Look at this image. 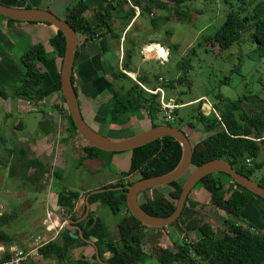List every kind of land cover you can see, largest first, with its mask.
I'll use <instances>...</instances> for the list:
<instances>
[{
	"label": "trees",
	"instance_id": "1",
	"mask_svg": "<svg viewBox=\"0 0 264 264\" xmlns=\"http://www.w3.org/2000/svg\"><path fill=\"white\" fill-rule=\"evenodd\" d=\"M189 1L193 0H131L130 7H128L126 2L118 3L116 0H75L72 6L66 7L63 17L59 18L65 20L76 35L83 37V42L91 41L104 32L113 38H119L120 33H117L109 24L111 13H114L120 19V24L127 25L129 20H133V18L135 20L139 15L149 14L153 9H164L168 3L176 7L174 14L177 16L180 13L177 7ZM237 1L242 3L240 0ZM253 1L255 0H251V2ZM255 4L250 3L239 10L237 8L234 10L229 9L221 25L213 32L212 38L222 40L224 46H230L239 42L242 34L249 31L250 42L253 43V56L259 59L264 58V0H259L258 4ZM89 8L93 10L94 22H91L84 15V12ZM135 8L137 9L136 15ZM165 19L166 17L162 18V21ZM0 20H5L7 23L18 22L1 15ZM149 22L153 25L157 24L154 18H149ZM43 23L50 26L46 22ZM130 26L131 22L123 33V39ZM53 29L55 33L48 38L47 42L54 54L61 59L64 39L60 32L55 28ZM150 43L155 42L149 41L148 44ZM131 50H133V46L129 45L127 50L129 53L128 59L131 56ZM46 59L47 53L42 43L29 44L18 56L22 74L15 80L10 94L5 92L0 84V98L10 97L33 101L37 90L44 82L45 74L41 71L40 64ZM128 59L126 61L121 58L119 68L107 67L110 82L103 81L100 88L109 95L108 119H106L109 123L121 125L134 116L137 119L142 118L141 111L144 110L150 123L149 127L160 124L154 122L158 112L159 93L145 91L127 76L126 72H133L128 69ZM57 81V90L60 92L59 79ZM136 81L144 85L145 77L138 76ZM115 83H117V86H115ZM168 85L171 86V82L166 84V86ZM163 86H165V83L162 84ZM154 89L155 87L150 90ZM220 97L218 95L219 100H221ZM60 100L59 103L53 104V108L66 119L68 134L71 137L77 136L83 142L81 147L84 153L83 157L94 159L98 152L113 153L95 148L85 142L78 135L70 120L61 93ZM194 100L172 103L175 105L170 111L172 120L163 123L177 128H180L186 122H189L193 128L196 124L200 127L202 133H205V136L191 143V139H189L191 162L187 171L181 177L165 185L152 187L137 194L136 201L139 207L150 215L167 216L170 214L187 174L195 166L206 160L223 158L238 173L249 178H251L250 174L253 169L259 168L264 163V118L260 114H246L245 109L240 106L241 99L237 98L235 100H225V102L221 101L222 103L218 106H211L213 110L206 114L200 112L199 106L202 100L198 99L196 102L190 103H196V106L190 109L186 119L179 116V107L181 106L178 105ZM42 113L45 114L43 111ZM54 125L51 117H47L38 122V129L41 133L48 134L53 130ZM3 142L4 139L0 136V143ZM261 148H263V157L258 161L257 158ZM129 151V165L125 171H120V180L104 184L99 187L104 188V190L90 193L87 196L89 203L96 202L106 207L113 215H118L119 211L122 208L124 209V213L118 217L116 222L119 239L117 241H106V227L98 217L95 218L94 222L92 218H88L84 224L79 226L81 234L88 233L95 239L94 244L98 249L110 253L106 264H139L147 257L141 248V229L146 228V226L142 225L127 211L125 190L115 189V187L123 185L121 178L136 175L134 179L126 182V184H130L137 179L164 174L176 166L181 156L179 144L168 136L155 139ZM18 153L17 159L21 162L23 169L25 170L28 167L33 169L29 176H25L23 170V174H21L23 178L31 183H36L42 174L48 173V168L40 160L33 156L25 157V149L19 148ZM245 159L250 160L249 165L246 164ZM220 174L214 172L203 176L197 181L196 185L201 186L207 192L211 205L222 210L226 216L242 220V212L246 207V203L254 195L235 182L227 184V180L231 179L222 173L228 177L226 184H224L221 182ZM259 184L264 186V182ZM165 189L166 193H164ZM147 192H150V195ZM78 195L79 192L76 190L62 189L57 192L55 203L58 207L69 211L72 209L73 202ZM186 200L189 201L188 197ZM189 205L188 207L184 205L177 217L178 223L183 229V236L179 239L183 238L187 231L196 230L198 232L196 240L192 242L185 241L181 244L177 243L174 251L163 248L156 254L159 264H264V228L254 226L247 219L246 224L250 227L254 226L256 232L249 231L237 221H230L225 217L223 219L224 229L220 235H217L207 222H202L196 227L193 225L190 221L192 210ZM0 219L1 221L6 220L4 216H0ZM60 238L63 242L62 247H57L51 241H47L38 248L39 253L43 256L53 254L55 257H60L67 247L79 240V234L76 229L63 228L60 232ZM0 241L5 246L12 243L10 237L2 230H0Z\"/></svg>",
	"mask_w": 264,
	"mask_h": 264
},
{
	"label": "rangeland",
	"instance_id": "2",
	"mask_svg": "<svg viewBox=\"0 0 264 264\" xmlns=\"http://www.w3.org/2000/svg\"><path fill=\"white\" fill-rule=\"evenodd\" d=\"M116 1L118 3L126 2L128 7L131 4V0ZM240 1L242 3L237 0H193L177 7V10L180 11L177 16L174 14L176 7L168 3L164 9H153L151 13L139 15L135 20L133 18L134 21L131 20V26L125 34L123 50L119 58L127 61L129 54L127 50L129 45H132L133 50H131V56L128 59V69L136 71V73L134 75L127 73V76L131 80H136L138 76L145 75L144 85L142 86L147 92H151L150 89L153 86L160 87L161 92L157 91L159 97L155 123H163L158 119V116L161 115L163 110L171 111L174 106L172 103L195 99L186 104L181 103V105H178L181 106L179 107V116L186 119L190 109L196 106V103H190L196 102L199 98L202 99L199 109L203 114H206L212 108L211 106H218L225 100L240 98V106L245 109L246 114L258 113L264 118V58L258 59L253 56V43L250 42V32L243 33L239 42L230 46H224L222 40L212 38L213 32L221 25L229 9L234 10L237 8L239 10L250 3L258 4L259 2V0L253 2L251 0ZM74 3L75 0H66L65 2L57 0L59 6H51L50 9L52 12L54 11L53 13L56 16L63 17V7L66 5V7L72 6ZM33 5L35 6L32 7H37L39 4ZM134 11L136 15L137 9L135 8ZM92 13V8H89L84 12V15L91 22H94ZM165 17L166 19L162 21V18ZM149 18H154L157 24H151ZM119 22L120 19L114 13H111L110 26L117 29L120 26ZM12 23L10 22V24ZM20 23L21 27L27 29L28 25L26 23ZM50 29L53 28L50 27ZM30 31L23 30L13 44L7 47L3 46L8 51L9 58L14 62L13 64L18 67H20L17 65L18 56L31 44V38L34 37L32 30ZM46 31L41 32L45 33ZM76 36L78 44L82 37L80 35ZM34 41L39 40L34 38ZM149 41H154L156 44H148ZM45 46H47V55L51 56L50 45L47 43ZM5 50L3 51L5 52ZM161 52H163V55ZM19 75V73L13 74L10 79L13 80L12 83ZM57 82L56 79L54 83L57 84ZM169 82H171V86H166ZM164 83L165 86L162 87ZM115 86H117V83H115ZM7 87L11 88L12 84H7ZM48 88L49 83L47 81L39 90H48ZM39 90L33 100L36 102H30L37 106L35 109L29 110V106H26L19 108L22 110L20 111L15 108L13 102L8 107L0 104V136L4 139V142L0 143V216L6 218L4 221L0 219V230L10 237L12 243L19 247H27V242L31 240L35 233L41 235L42 232H47L42 224L43 220L47 219L43 198L45 195L43 194L51 185V191H59L64 188L78 191L85 190L88 187L95 189L115 177L113 174L119 175L120 171L127 169L129 165L130 151L118 155L116 161L111 160L113 158L111 157L112 153L98 152L94 159L83 157L84 153L81 149L83 142L79 139L80 143L73 137H69L66 119L52 107L54 103L61 101L59 93L56 92L55 95H52L42 91L39 93ZM106 93L105 90H100L98 101L107 99L109 95ZM218 95L221 96V100L218 99ZM161 102L168 105L169 108H162ZM42 111L44 113L50 112L53 117L52 120L55 121L54 131L47 134V142H51V154L54 153L58 144L64 146L65 154L63 158L57 157L55 161V166L63 169V171L58 169L61 178H56L53 173L51 174L55 167L51 166L52 156L47 155V153L39 154L38 157L48 168V173L42 174L38 182L31 183L21 175L24 169L17 159L19 156L18 149L23 148L26 150V158L34 156L37 152L38 142H42L36 135L38 133V122L47 118H42ZM141 113L144 119L140 118L141 120H138L134 116L128 122L122 124L121 127L126 133L134 132L137 134L148 128L146 127L148 122L147 113L144 110ZM107 119L106 122L109 123ZM19 120L23 123L21 131L19 130L22 125L20 126L17 123ZM108 125L104 124L98 128L101 131L103 130V133H107ZM98 128L95 129L99 130ZM180 128L186 133L188 139H191L190 143L205 136V133H202L200 127L196 124L193 128L189 122H186ZM262 157L263 148H261L257 160H261ZM32 171L31 167L25 169V176H29ZM219 176L221 182L226 184L225 180L228 177L222 173ZM135 177L136 175H130L127 180H132ZM250 177L253 181L263 184L264 163L259 168L253 169ZM164 191L166 193V189ZM192 192L199 201L197 203L189 198V207L192 210L190 221L195 227L202 222H207L215 233L220 235L224 229L223 219L225 217L230 221H237L243 226L246 225L247 219H251L247 213L257 215L256 219H264V211L258 207L259 204L264 206V202L255 197L249 198L246 203V208L242 212V220H236L232 216H226L222 210L211 205L209 200L204 198L205 194L207 196L208 194L201 186H193ZM147 194L150 195V192H147ZM188 195L190 196L189 193ZM252 198L258 201H253ZM191 202L193 204L192 208ZM104 208L108 210L106 207ZM105 210L103 212L106 213ZM115 217L118 218L119 215H115ZM168 232V236H172L174 242L179 244L191 240L194 236L197 237L198 234L196 230L194 232L187 231L185 236L179 239L176 238L177 235L170 227ZM163 240L168 244V247L173 249V244L168 241L171 239L166 236ZM42 242L40 240L36 245ZM1 243L0 241V245H2ZM139 264H159V262L155 256L151 255Z\"/></svg>",
	"mask_w": 264,
	"mask_h": 264
},
{
	"label": "crops",
	"instance_id": "3",
	"mask_svg": "<svg viewBox=\"0 0 264 264\" xmlns=\"http://www.w3.org/2000/svg\"><path fill=\"white\" fill-rule=\"evenodd\" d=\"M65 1L66 0H62V2ZM0 3L14 7H32L35 6L33 4L38 3L39 5L36 8H43L48 10H51L50 9L51 6L54 7L58 5L57 0H0ZM66 6L63 7L64 11L66 9ZM131 20H129L127 25L120 24V26L117 29L113 28L117 33H120L119 38L118 37L113 38L109 36V34L106 32L96 36L93 40L88 42H83V37H82L80 43L77 44L73 66H72V73H71L72 85L75 90L79 111L80 114L82 115L83 120L97 133L109 138L122 139L135 135L134 132L126 133L125 130H123V127H121L122 124L119 125L116 123L106 122L109 96L104 101H98L99 98L98 92L100 91V88L103 85V81L110 82V78L107 73V67L111 66L112 69L120 67L119 57L121 56L120 54L123 50V44H124L123 33L124 30L128 27V24L131 22ZM23 23H26V25H28L27 29L21 27L20 21L13 22L12 24H10V22L7 23L5 20H0V84L3 87V90L9 94L11 93L12 87L14 85V82L12 83L13 80L10 79L15 73L16 74L19 73L21 75V68L13 64L14 62H12L11 59L9 58L8 51L5 50L3 46L7 47L13 44V42L17 40L18 35L23 30L27 32H31L30 30H32L34 37L31 38L32 40L31 43L34 42L42 43L44 46V50L46 52L47 46H45V44L48 43L47 42L48 38L55 32L54 29H50V27H52L51 25L48 26L43 22H23ZM29 27L32 28L30 29ZM47 28L49 29L46 31ZM41 31H46V32L44 33ZM16 34L17 36L15 37ZM34 38H36L39 41H34ZM150 44H156V43H150ZM3 50H5V52ZM50 54L52 55L51 56L47 55V59L42 64H40L41 71L45 74L43 84H45L48 81L49 88L48 90H39L40 88L38 90L39 93L40 91H42V92L51 93L52 95H55V93L57 92L59 93V97H60V92L57 90V84L54 83V81H56V79L57 80L59 79L58 75L61 65V59H59V57H57L54 54L52 49ZM17 65H19V63H17ZM126 73L128 74L131 73V75H134L136 71L126 72ZM9 83L12 84L11 88L7 87V84ZM154 87L157 88L158 86H153L152 88ZM38 90L35 96H37ZM12 102L14 103V106L17 110H20L19 108L26 106L27 107L29 106V110L37 108V106L34 103L33 104L30 103L36 101H26L24 99L10 98V97L5 99L0 98L1 106L8 107L9 104ZM43 117H51V119L53 118L52 114L48 111L45 114H42V118ZM141 119H144V117H142ZM53 122L55 124L54 120ZM17 123L20 124V126L22 125L21 129L19 130L21 131L23 129V123L20 120ZM104 124H109L107 127L108 131L106 129L107 133H103V130L101 131V129L98 128L99 126H102ZM148 124H150L149 120L146 126L149 128ZM94 127L98 128L99 130L95 129ZM54 128L55 125L51 132L54 131ZM37 132L38 133L36 135L42 142H38L39 140L37 141L38 142L37 152H35L33 157L40 160L38 155L47 153V155L52 156L51 166L54 167L56 165L55 163L56 158L57 157L63 158L65 154V151L63 150L64 146L58 144V147L56 148L54 153L51 154V149H52L50 147L51 142L50 143L47 142L48 139L47 134L41 133L39 129L37 130ZM69 137L71 136L69 135ZM73 138L80 142L77 136H73ZM122 153H126V151L120 153L113 152L111 154V157H113L111 158V160L116 161L118 155ZM55 167L51 171V174L53 173V175L56 178H61V174L59 173V170L63 171V169L58 168L57 166ZM103 168L105 169V167ZM113 175L115 177H113L110 181L106 183H113L115 181L120 180V175H116V174ZM128 177L129 176L121 178L123 185H125L126 182H128L127 180ZM106 183H103L102 185ZM51 186L49 189L46 190L45 194H43L45 195L43 196V198L45 200V206H46L45 215L47 216V219L43 220L42 224L45 226L44 230H46L47 232L44 231L42 232L41 235L35 233V235L31 237V240L27 242L28 243L27 247H21L28 252V255L24 260L23 264H106L107 259L110 257V253L106 250L98 249L94 244L95 239L91 237L88 233L81 234L79 228L80 224H84L88 218H92L94 222L95 218L98 217L101 219V221L106 227V232H107L106 241H117L119 239V232L116 223L118 218H116L115 215L111 214L109 210H105V208L99 205L98 203L96 202L89 203L87 200L86 194L92 190L99 188L100 186L95 189L92 187H91L92 189L88 187L85 190H79V191L76 190L79 192V195L77 199L73 202L72 209L69 211L66 210L67 212L66 215L59 213L60 207H58L55 203L56 194L60 190L51 191L52 188ZM64 189H70V188H64ZM71 190H75V189H71ZM189 194L190 196L188 195V199L191 198L197 203H199V201L196 198V195L195 194L193 195L192 189L189 192ZM204 198H207L209 200L206 194ZM257 199L252 198L253 201H258ZM258 207H260L264 211V206L262 204H259ZM103 210H105L106 213L103 212ZM123 213H124V209L122 208L119 211L118 215L120 216ZM248 214L251 217L249 221L254 226L264 228V222H263L264 219L262 220L261 218L256 219L257 215L254 216L250 213H247V215ZM63 220H65L64 224H62ZM63 228L76 229L79 234V240H77V242H75L70 247H67V249L64 252H62L60 257H55L53 254H50L48 256L41 255L38 251V248L47 241H51L57 247H62L63 242L62 239L60 238V232ZM168 228L169 227L151 228L146 226V228L141 229V233H142L141 248L142 251L147 255V257L151 255L156 257V254L163 248H168L172 251L176 250L175 244L177 243L174 242L172 236H168L169 234ZM166 236L169 239H171L168 241H170L173 244V249L168 247V244L163 242L164 241L163 239H165ZM37 237L40 240H43L42 244L39 246L35 244V239Z\"/></svg>",
	"mask_w": 264,
	"mask_h": 264
},
{
	"label": "water",
	"instance_id": "4",
	"mask_svg": "<svg viewBox=\"0 0 264 264\" xmlns=\"http://www.w3.org/2000/svg\"><path fill=\"white\" fill-rule=\"evenodd\" d=\"M0 15L20 22H46L61 33L64 39V49L59 69L60 93L76 132L90 146L109 152H122L165 136L172 138L179 144L181 156L172 170L158 176L137 179L130 184L115 187V189L125 190L126 209L142 225L151 228L170 226L178 238L182 237L183 229L179 225L177 217L185 204L188 193L200 178L214 172L226 174L233 182L252 193L254 197L264 201V186L238 173L225 159L212 158L190 170L181 185L174 208L170 214L167 216H153L144 212L136 201V196L139 192L165 185L178 179L187 171L191 162V147L186 134L181 128L163 123L151 126L138 134L122 139L109 138L97 133L83 120L71 81L72 66L77 48V36L74 30L65 20L57 17L48 9L14 7L0 3ZM101 190H104V188H97L86 195L88 196L90 193Z\"/></svg>",
	"mask_w": 264,
	"mask_h": 264
},
{
	"label": "built area",
	"instance_id": "5",
	"mask_svg": "<svg viewBox=\"0 0 264 264\" xmlns=\"http://www.w3.org/2000/svg\"><path fill=\"white\" fill-rule=\"evenodd\" d=\"M147 48V47H146ZM134 81L140 86V87H142L143 88V86L138 82V81H136L135 79H134ZM155 90V91H154ZM154 90H151V92L153 91L154 93L155 92H157V91H159V92H161V89H160V87H157V88H155ZM150 92V93H151ZM199 99H201V98H199ZM202 100V99H201ZM161 104H162V108H169V106L168 105H165V104H163L162 102H161ZM175 106V105H174ZM173 106V107H174ZM210 110H213L212 108L210 109ZM209 110V111H210ZM208 111V112H209ZM207 112V113H208ZM158 119L159 120H161V121H163V122H169V121H171L172 120V118H171V116H170V111L169 110H163V112L161 113V115L160 116H158ZM245 162H246V164L247 165H249V163H250V160L249 159H245ZM227 184H233V181L232 180H227ZM189 201H185V206L186 207H188V205H189V203H188ZM59 213H61V214H63V215H66V210L64 209V208H60V210H59ZM65 223V220H63V222H62V224H64ZM243 226V225H242ZM243 227H245V228H247L249 231H253V232H256L255 230H254V228L251 226H248L247 224L246 225H244ZM196 238L197 237H195L194 236V238H192L191 240H187V242H192V241H194V240H196ZM38 241H40V239L37 237L36 239H35V244L38 242ZM43 241V240H42ZM42 243H40L39 245H41ZM39 245H37V246H39ZM27 255H28V252L27 251H25L23 248H21V247H19V246H17L16 244H14V243H11V244H9V245H7V246H5V245H0V264H23V262H24V260L26 259V257H27Z\"/></svg>",
	"mask_w": 264,
	"mask_h": 264
},
{
	"label": "snow or ice",
	"instance_id": "6",
	"mask_svg": "<svg viewBox=\"0 0 264 264\" xmlns=\"http://www.w3.org/2000/svg\"><path fill=\"white\" fill-rule=\"evenodd\" d=\"M161 54L163 55V52H161Z\"/></svg>",
	"mask_w": 264,
	"mask_h": 264
}]
</instances>
